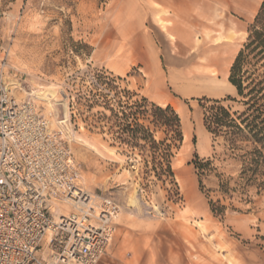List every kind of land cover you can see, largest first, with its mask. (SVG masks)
<instances>
[{"label":"rangeland","instance_id":"rangeland-1","mask_svg":"<svg viewBox=\"0 0 264 264\" xmlns=\"http://www.w3.org/2000/svg\"><path fill=\"white\" fill-rule=\"evenodd\" d=\"M261 2L0 0V81L33 101L53 128L67 109L81 189L94 207L107 200L117 209L99 264H264V190L242 192L238 162L206 131L201 107L204 99L239 100L230 69ZM98 74L179 115L186 138L172 159L176 186L146 178V155L115 142L99 121L110 113L95 104L98 95L112 103L114 92L97 85ZM219 84L223 91L213 94ZM196 156L213 162L202 187ZM215 174L231 176L235 191L222 194Z\"/></svg>","mask_w":264,"mask_h":264},{"label":"built area","instance_id":"built-area-1","mask_svg":"<svg viewBox=\"0 0 264 264\" xmlns=\"http://www.w3.org/2000/svg\"><path fill=\"white\" fill-rule=\"evenodd\" d=\"M61 122L0 81V264H99L113 240L117 209L83 194Z\"/></svg>","mask_w":264,"mask_h":264},{"label":"trees","instance_id":"trees-1","mask_svg":"<svg viewBox=\"0 0 264 264\" xmlns=\"http://www.w3.org/2000/svg\"><path fill=\"white\" fill-rule=\"evenodd\" d=\"M96 79L99 87L105 86L114 92L112 103L106 100V95H98L95 104H103L110 113L109 117L100 113L99 121L108 123V132L115 142L146 155V178L152 176L163 184L176 186L172 159L174 150L184 140L179 115L170 105L163 107L135 92L120 90L119 78L98 74ZM229 84L239 100L204 99L203 125L213 140L223 139L234 156L232 159L238 162L237 180L242 192L250 187L261 191L264 190V0L248 29L247 41L231 66ZM226 101L237 102L242 109L232 111L224 105ZM212 164L210 159L195 157L194 168L201 187L202 178L214 171ZM215 177L222 194L235 191L229 186L231 176L225 180L221 174ZM209 204L213 213L224 210L223 207L214 209L212 202Z\"/></svg>","mask_w":264,"mask_h":264},{"label":"bare ground","instance_id":"bare-ground-1","mask_svg":"<svg viewBox=\"0 0 264 264\" xmlns=\"http://www.w3.org/2000/svg\"><path fill=\"white\" fill-rule=\"evenodd\" d=\"M221 91H223V86L222 85H218V87L217 88H215V92H219V93H221ZM18 99V98H17ZM18 100H22V99H18ZM24 100H26V99H24ZM50 106V108H51V110L54 112V114H55V117H57L58 118V114H59V112H58V105L57 104H55V103H52V104H50L49 105ZM67 119H68V112H67V109H63V117H62V120H65V122H67ZM56 124L57 125H61L62 124V122L61 121H59V120H56ZM186 137L184 136V139H185ZM81 184V183H80ZM82 190V189H81ZM83 194H86L85 192H83ZM88 195V194H87ZM88 197L91 199V204H93L95 201L93 200V198L91 197V196H89L88 195ZM74 209H77L76 207L74 208ZM117 216H115V218H116Z\"/></svg>","mask_w":264,"mask_h":264},{"label":"crops","instance_id":"crops-1","mask_svg":"<svg viewBox=\"0 0 264 264\" xmlns=\"http://www.w3.org/2000/svg\"><path fill=\"white\" fill-rule=\"evenodd\" d=\"M218 87V85H216V86H214L213 88H212V93L213 94H220L219 92H215V88H217ZM222 92V91H221ZM188 95V94H187Z\"/></svg>","mask_w":264,"mask_h":264}]
</instances>
